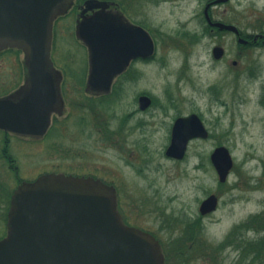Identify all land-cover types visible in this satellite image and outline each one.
Here are the masks:
<instances>
[{
	"label": "rangeland",
	"instance_id": "obj_1",
	"mask_svg": "<svg viewBox=\"0 0 264 264\" xmlns=\"http://www.w3.org/2000/svg\"><path fill=\"white\" fill-rule=\"evenodd\" d=\"M207 1L156 0L144 8V22L154 30L158 40L156 62L138 68V82L128 84L124 90L118 81L110 96L117 97L112 103L89 99L83 92L88 62L75 36V14L56 21L52 60L65 73V113L54 117L53 127L42 141L13 136L7 139L0 132V150L6 140L9 148L8 159H0V238L7 233L9 203L19 178L32 181L45 173L73 176L97 173L108 175V179L113 175L118 177L120 212L126 211L127 205H141L142 201L149 200L156 210L155 217L128 219L155 233L165 264H189L186 262L189 245L184 241L185 219L189 212H197L199 204L209 195L215 194L221 199L220 209L204 222L203 240L211 249L220 246L251 217L264 212V106L261 105L264 50L242 52L234 34L211 30L206 33ZM212 16L217 21L236 25L245 36L264 33V0H230L215 7ZM133 17L140 18L136 14ZM216 46L225 50L221 61L213 59ZM234 62L238 65H233ZM23 76L22 53L18 58H1L0 97L21 85ZM213 86L220 90L219 98L224 106L208 107L214 102L206 92ZM115 92L117 95L113 96ZM141 93L152 95L157 102L180 103L184 112L202 113L218 140L192 143L186 161L173 163L164 157L170 126H148L144 132L128 137L124 145L128 151H119L112 142L104 141L107 135L102 125L107 123L112 133H120L124 115L134 112ZM136 123L129 124L134 127ZM217 145L227 147L234 160L225 186L220 185L209 162L206 170L195 169L202 159H209ZM143 147L147 148L144 153ZM132 150L135 156L139 155L137 162L143 164L142 156L144 163H149L144 165L141 176L122 167L120 159H130ZM125 179L131 182L128 190L121 185ZM158 216L160 219L164 216L165 225L157 221ZM257 226L260 231L264 222ZM239 235H244L246 245L240 251L236 245L228 248L223 263L219 255L218 262L200 258L194 264H264V249L259 246L260 236L264 234L254 233L251 228ZM183 243L184 247L180 248ZM248 244L256 253L249 250L243 256Z\"/></svg>",
	"mask_w": 264,
	"mask_h": 264
},
{
	"label": "water",
	"instance_id": "obj_2",
	"mask_svg": "<svg viewBox=\"0 0 264 264\" xmlns=\"http://www.w3.org/2000/svg\"><path fill=\"white\" fill-rule=\"evenodd\" d=\"M228 0H215L205 9L212 28L238 36L239 28L214 22L209 8ZM74 0H0V52L16 49L24 56V83L0 98V130L18 137L40 140L48 132L52 116L63 115L62 73L52 60L55 21L66 15ZM86 13L105 9L107 3L88 0ZM99 25H98V24ZM100 24H116L117 27ZM97 32L91 33L94 27ZM76 37L90 53L86 92L108 95L115 79L130 61L155 54V43L141 27L125 22L118 11H102L79 22ZM264 37L257 35L256 38ZM139 39V44H138ZM214 57L225 51L215 47ZM150 104V98L140 99ZM198 116L176 121L167 156L182 160L188 143L204 137ZM212 162L226 182L234 166L228 148L220 147ZM218 198L209 197L203 212L216 209ZM0 264H165L159 241L150 233L126 226L118 211L117 192L99 179L64 174H44L23 181L14 191L7 218V235L0 239Z\"/></svg>",
	"mask_w": 264,
	"mask_h": 264
},
{
	"label": "flooded vegetation",
	"instance_id": "obj_3",
	"mask_svg": "<svg viewBox=\"0 0 264 264\" xmlns=\"http://www.w3.org/2000/svg\"><path fill=\"white\" fill-rule=\"evenodd\" d=\"M86 1H88V0H74L72 8L69 10V12L65 16L62 17V18H65L68 15H70L71 13L75 14V33H76V29H77L79 22L82 21L83 19L90 18L93 15H95L99 12H102V11H109V12L118 11L123 16L126 23L131 24L134 28L135 27H141V28L145 29L150 34V36L152 37V39L155 43L156 52H157V49H158L157 37L154 33V30L149 28L150 25H147V23L144 22V13L142 12V11H144V8L146 6L152 5L154 2H156V0H98L100 2L107 3L108 7L105 9L96 8V9L89 10L86 13H84V11H85L84 4ZM214 1L215 0L207 1L206 5H205V9L209 4L213 3ZM229 2H230V0L223 2V3L216 4V5L213 4L209 8V12H210L211 17H212L214 22H216L217 20H215L212 16L213 9L217 6H221V5L227 4ZM138 6L140 9H138ZM205 9H204V12H205ZM134 14H136V16H138L140 18L135 19L133 17ZM100 25L101 26H108V27H112V28L118 26L116 24H110V25L100 24ZM210 29H211L212 33H217V32L218 33H225V32H219V30H217L216 28L210 27ZM97 31H98V29L95 26L91 33H95ZM229 33H231V32H229ZM241 36L245 38V36L243 35L242 32H241ZM256 36L257 35L247 36L245 38L247 40V43H239V41H238L239 47H240L242 52H249V51H253V50H257V49L264 50V37L256 38ZM77 42L79 43L81 48L84 50L85 56H87L88 70L85 72L83 92L87 97H89V99L90 98H96V99H100L102 101L104 99L109 98L111 96V94H113V91H114L115 86L117 85L118 81H120L122 84V86H121L122 90H124L128 84H135L136 82H138V79H139L138 68H142V67L144 68V67L150 66L151 64L156 62V53L153 56L148 57V58L137 57V58L132 59L130 61V64L127 67L126 71L115 79L113 86H112V91L110 92V94H108V95H93V94L86 92V86H87L88 78L90 75V70H89L90 53H89V49L80 40L77 39ZM138 44H139V39H138ZM216 47H221V46H216ZM212 55H213V59H215L216 61H221L225 56L224 55L221 59H216L214 57L213 52H212ZM233 65L237 66L238 62H234ZM61 72H62L61 90H62V97L65 100L64 90H63L65 73L63 71H61ZM86 73H87V75H86ZM206 93L211 94L212 100L214 102V103H209L208 107H213L214 105L224 106V103H222L221 99L219 98L220 90L218 89V87L213 86V87L209 88V90H207ZM144 96L150 98V100H151L150 104L145 105V104H142L140 102V99ZM137 99H138L137 103L134 104V106L136 107L134 112L127 113L124 115L123 124H122V131L120 133H118V132L112 133L111 130L109 129V125L107 123L105 125H102V128H103L105 134L107 135L106 137L104 135V141L110 142V143L112 142L114 144V146H116L119 151H121V152H123L124 150L128 151L127 150L128 148L124 147L125 143H127V141H128V137H131L130 135L132 133L144 132L148 126H158V125H160L161 127H166L167 125L170 126L169 144H168V146L164 152V157L169 162H173V163H184L186 161V159L188 157L189 149L191 148L192 143L198 142V141L208 143L209 141H217L218 140V138L214 135V129L212 128V125L210 124V122L206 118V116L203 115L202 113L195 112L192 110L190 112H184L185 109L181 108L182 104L175 103V102H167V103L157 102L156 101L157 99L155 100V98L148 93H141ZM90 101H92V100H90ZM261 105H262V107L264 106V99H263ZM89 106H90V104L88 105L87 108H89ZM64 113H63V115H64ZM63 115H60V116L54 115L53 116L52 125L48 131V134L53 127L54 117H61ZM192 115H196L199 117V119H200V121H201V123L205 129L206 135L204 137L195 138V139H192L189 141L185 157L182 160H178V159L168 157L166 152H167V149L170 146L171 141H172V133H173V128H174L176 121L181 119V118L190 117ZM131 121H137V123L134 125V127L130 126L129 123ZM168 122H169V124H168ZM4 135L6 136L7 139L10 136L9 134H5V133H4ZM47 135L45 137H47ZM116 138H119V139H116ZM114 139H116L117 141L114 142L115 141ZM109 147H112V146L109 145ZM109 147L107 146V148H109ZM219 147H222V145H217L214 148V150L212 151V153L210 154L209 159H202L200 163L196 164L195 169L196 170H206L208 162H209L211 164L214 172H215V175H216L220 185L225 186V184H227V182H228V179L226 182H221L220 176H219V174H218V172H217V170H216V168L212 162V155L215 152V150L218 149ZM145 150H147V148L143 147V153L145 152ZM129 153L131 156L130 159H127L126 157H124L125 159H123V158L120 159L122 164H123L122 167L131 171L136 176H141L143 174V172L145 171L143 169L144 165L147 166L149 163L148 162L144 163L145 158H142V156H140L141 160L143 162V164L141 165V163L137 162L139 160V155L135 156V151H133V150L129 151ZM80 176L94 177L96 179H101L105 183L114 186L117 191L119 190V186H120L118 183L119 179H118V177L117 178L114 177V175L112 176L113 178H110V179L107 178L108 175L107 176L106 175L101 176L97 173H91V174H86V175L81 174ZM130 183L131 182H128V180L125 179L121 183V185L124 189L126 188L128 190L129 189L128 184L130 185ZM211 196H216L218 198V203H217L216 209L214 211H211V212L206 211L208 209H204L205 212H203V203ZM220 207H221L220 197L218 195L211 194L199 204L197 212H194V214L189 212V215H187V219H185L186 220V226H185V231H184L185 235L184 236H185L187 244L189 245L187 252H186V262H188L189 264H194V262H197V260L200 258H205L206 260L210 259V260H213L214 262H216L217 260H219L217 258L219 255H222V259L220 260V262L223 263L222 260H225L223 255L228 251L227 250L228 248L234 247L236 245L235 247L236 248L238 247V250L240 251V250H243L242 246H244V244L246 245V242L243 241V240H245L244 235L243 236L239 235L241 231L244 232L245 229L251 230V228H252L254 233L259 232V234H264V227H260L259 228L260 231H258V226L256 223L257 219L261 220V223H262V221L264 222V212H262L261 214H259L257 216L251 217L249 219V221L245 222L242 225V227L237 228V230H235L231 236H228L226 241L223 242L216 249L215 248H212V249L209 248V245L206 244V241L203 240V235H204L203 232L205 230L204 222H205V220H208L212 215H214L220 209ZM120 213H121V217H122V220H123L125 225H127L129 227H134V228L140 229V230L145 231V232H149V233L153 234L158 239V237L155 235V233L153 231H149V230H147V229H145L139 225H134L129 220L131 218L128 219V217H131V216L139 217L140 219H146L145 217H148V216H154L155 217L156 216V210L154 209L153 204L150 203L149 200L148 201H145V200L142 201L141 205H137V204L127 205L126 211L124 210L123 212H120ZM160 217H161V219L158 216L157 221L160 220L161 223H164V225H165L166 223L164 222V216H160ZM180 222L181 221H179L177 224H182ZM206 227H207V225H206ZM170 229H172V228H170ZM248 232H250V231H248ZM251 244H248L249 247L247 249H245V251L243 252V256H246L248 254L249 250L256 253L255 248H253V250H252V248L250 246ZM259 246H260V248L264 249V235L260 236V245ZM209 250H211V251H209ZM199 252H201V253H199ZM245 260H247V259H245Z\"/></svg>",
	"mask_w": 264,
	"mask_h": 264
},
{
	"label": "trees",
	"instance_id": "obj_4",
	"mask_svg": "<svg viewBox=\"0 0 264 264\" xmlns=\"http://www.w3.org/2000/svg\"><path fill=\"white\" fill-rule=\"evenodd\" d=\"M210 30H211L210 27L208 25H206L205 32L209 33ZM218 34H220V33H218ZM20 53L21 52L19 50L9 49V50L0 52V59L1 58H8V57L11 58V57H14V56L18 58ZM117 91H118V89H117ZM0 93H1V91H0ZM116 95H117V93L115 92L113 96H116ZM110 98L111 99H109V98L104 99V100H102V102H106L107 101L108 103H112L115 100L114 98H117V97H114V98L110 97ZM8 155H9V148H8V141L6 140V141H4L3 148L0 150V159L1 158H6V157L8 159V157H9ZM256 223H257V225L261 224V220L257 219ZM184 241H186V240H184ZM180 243H182V242L180 241ZM182 245L183 246H181L180 248H183L185 244L183 243Z\"/></svg>",
	"mask_w": 264,
	"mask_h": 264
}]
</instances>
